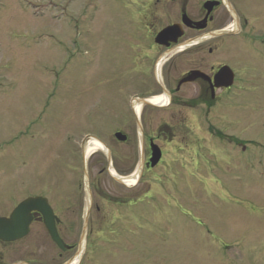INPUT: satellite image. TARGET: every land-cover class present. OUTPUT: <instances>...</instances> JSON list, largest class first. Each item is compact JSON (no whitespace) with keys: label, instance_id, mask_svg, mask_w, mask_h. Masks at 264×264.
Masks as SVG:
<instances>
[{"label":"rangeland","instance_id":"374dc122","mask_svg":"<svg viewBox=\"0 0 264 264\" xmlns=\"http://www.w3.org/2000/svg\"><path fill=\"white\" fill-rule=\"evenodd\" d=\"M124 4L0 0V203L14 206L30 187L69 206L60 231L72 250L54 261L59 251L39 229L28 238L35 246L43 236L37 264H264V89L233 112L238 127L216 122L233 142L208 123L205 138L166 144L163 166L144 170L125 47L148 41L151 27L142 18L130 31L138 6ZM88 135L109 145L112 162L93 145L89 185L78 149Z\"/></svg>","mask_w":264,"mask_h":264},{"label":"flooded vegetation","instance_id":"af4514ba","mask_svg":"<svg viewBox=\"0 0 264 264\" xmlns=\"http://www.w3.org/2000/svg\"><path fill=\"white\" fill-rule=\"evenodd\" d=\"M122 2H125V8L127 2L131 7L138 6V10H132L127 16L130 31L141 29L142 18L148 21L145 26L151 27L148 41L132 35L125 47L128 49L125 65L132 76L127 82L133 83L128 106L135 123L139 163L142 162V153L144 156V170L153 173L163 166L167 155L166 144L175 140L184 143L205 138L206 135L200 134L205 132L208 123L210 129L216 127L213 130L216 136L223 135L232 142L233 135L224 133L215 124L224 122L228 126L238 127L230 118L234 117L233 112L243 104L251 108V102H255L264 89V0H193L192 4L191 0ZM141 5L145 7L146 14L142 12L143 8L140 9ZM173 25H176V32L157 39L159 32ZM228 29L229 34L213 36L218 31ZM189 31L197 32L202 37L184 38ZM224 69L233 76L231 86L226 85L224 77H217ZM144 101L149 104H142ZM134 107L138 114L134 112ZM82 142L78 144L80 154L83 153ZM122 143H130L128 134ZM152 144L158 145L162 151V158L156 166H148ZM193 153L198 156L195 151ZM26 191L14 206H8V199L1 202L0 217L9 218L16 205L26 198L46 197L66 246L63 250L51 239L45 227L44 212L32 209L28 216L31 224L26 236L15 241L0 239V264L41 262L44 250L39 242L43 236L35 246L28 241L39 229L47 233L52 247L59 251L54 261L73 248L60 231L64 217L62 208L68 209L69 206L62 205L56 195L28 193L30 187ZM36 226L38 228L35 230ZM0 233L10 237L13 230Z\"/></svg>","mask_w":264,"mask_h":264},{"label":"water","instance_id":"95a60500","mask_svg":"<svg viewBox=\"0 0 264 264\" xmlns=\"http://www.w3.org/2000/svg\"><path fill=\"white\" fill-rule=\"evenodd\" d=\"M186 21V20H185ZM203 27V26H200ZM176 32V25H173L171 27H168L164 30H162L158 35L157 39L165 38L167 35H171L172 33ZM181 34H179L180 36ZM227 68V67H226ZM218 78L224 77V81L226 82L227 86L232 85V82L230 80L232 77L228 74L226 69L223 71H220V73L217 76ZM116 137L124 141L126 136L123 135L122 133H117ZM161 157V152L160 149L157 145H153V155L151 157V165L154 166L158 163ZM110 159V158H109ZM87 176V175H86ZM118 181L122 182L121 180L117 179ZM32 209H41L44 214H45V225L46 228L53 239L54 242L58 244L61 248L64 249V242L59 236L57 229H56V224L54 221V214L53 211L50 207V205L47 202L46 198L43 197H34V198H28L24 201H22L13 211L11 214V217L9 219L7 218H0V231H6L7 229L13 230V235L10 237H5L4 239H11V240H16L24 235L27 234L28 232V226L30 223V220L27 219L28 216H30V211ZM87 229V218L85 220L84 226H83V235L81 236L82 240L85 238V232ZM4 233V232H2ZM2 233H0V237L2 236ZM5 234V233H4ZM4 237V236H2ZM83 245V241L80 242L79 244V250L78 253L81 251V247Z\"/></svg>","mask_w":264,"mask_h":264},{"label":"bare ground","instance_id":"6f19581e","mask_svg":"<svg viewBox=\"0 0 264 264\" xmlns=\"http://www.w3.org/2000/svg\"><path fill=\"white\" fill-rule=\"evenodd\" d=\"M154 101H155V100H154ZM87 144H88V145H86V146H87V148H88V151H91V150L93 149V145H97V143L94 144V141H93V140H90V141L88 140V141H87ZM124 180H125L126 182H128L129 184L133 182L132 180H130L129 178H126V177L124 178ZM124 183H125V182H124ZM75 260H76V259H75ZM74 263H75V262H74ZM74 263H73V264H74Z\"/></svg>","mask_w":264,"mask_h":264}]
</instances>
